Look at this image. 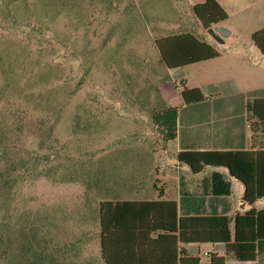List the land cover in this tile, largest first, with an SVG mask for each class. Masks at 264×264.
Masks as SVG:
<instances>
[{
    "label": "rangeland",
    "instance_id": "374dc122",
    "mask_svg": "<svg viewBox=\"0 0 264 264\" xmlns=\"http://www.w3.org/2000/svg\"><path fill=\"white\" fill-rule=\"evenodd\" d=\"M179 32L220 53L253 45L245 35L213 43L182 0H0L1 233L28 243L41 204L53 236L95 239L99 203L124 199L141 181L177 199V144L163 137L174 132L171 118H155L168 107L159 88L166 83L178 106L177 87L224 92L235 71L218 62L168 77L155 41ZM18 250L13 264L28 258Z\"/></svg>",
    "mask_w": 264,
    "mask_h": 264
},
{
    "label": "crops",
    "instance_id": "0c3cea01",
    "mask_svg": "<svg viewBox=\"0 0 264 264\" xmlns=\"http://www.w3.org/2000/svg\"><path fill=\"white\" fill-rule=\"evenodd\" d=\"M204 1L182 0L190 9ZM215 1L227 13V19L216 26L225 27L228 36L224 38L217 34L214 31L215 26L205 29L213 43L224 46L225 40L233 38L238 42L244 35L251 39V35L255 31L264 27V0ZM186 33L189 32L171 35ZM192 35L197 38L194 34ZM208 45L214 48L211 44ZM216 51L218 52V50ZM218 53L217 58L188 66L219 62V64L235 69V71L227 72L228 78L223 82L224 92L213 90L209 95H206L200 90L203 95L201 102L185 104L180 96L181 103L178 106H173L168 104L171 93L166 94V83L161 84L159 88L162 101L168 106L164 107L177 109L176 124L177 121L181 124L176 129L173 138L177 144L176 155L181 151H255L260 148L261 140H264V125L259 122L251 110L253 101L264 99V89L261 90L254 86L258 80L260 81L259 64L264 62V57L254 44L248 48L236 46L232 50ZM247 53H252L253 56L246 55ZM184 67L187 66L166 69V73L170 77L169 73ZM238 69H243V73H240ZM241 84L245 85L244 89H241L243 87L240 86ZM182 87H177L179 95ZM192 88L198 89V87ZM163 137L165 138L164 135ZM175 167L179 173L175 196L177 199H169L165 194L164 186L160 187L163 191L162 200L176 202L178 216H226L231 219V227H233V219L236 214H243L250 209L255 211L264 209V203L260 208H255L256 203L263 200L264 197L251 206L242 202L245 188L241 182L230 175L227 168L207 166L200 173L194 174L186 165L180 164L178 161ZM156 183L148 182L147 187L144 185L142 187V181L133 183V188L129 191L126 190L123 195L124 199L113 202L154 201L158 198V193L154 188ZM156 187L159 188L157 184ZM234 191L237 193L236 198L233 197ZM35 209L38 214L35 217L31 215L30 220L35 222L33 225L36 228V233L28 243L21 244L24 253L28 256L23 264L104 263L99 230L95 239L84 238L78 233L65 238L55 237L52 235L51 216L46 213L48 206L40 204ZM4 222L2 221L3 224ZM150 225L152 223L149 221L131 222L129 227L124 229L123 238L119 237V231L112 230L110 232L108 253L112 257L113 264H165L164 255H170L171 262L169 264H173L172 242L159 237L160 232L150 233L148 231ZM9 233L10 231L7 229H2V233L0 230V264H13V258L21 246L17 239ZM180 246L177 244V258ZM183 247L189 255L199 256L202 262L206 261L205 253H214L224 256L225 264H264V239L256 242V256L253 261L236 260L231 252H226V247L222 243H190Z\"/></svg>",
    "mask_w": 264,
    "mask_h": 264
},
{
    "label": "trees",
    "instance_id": "16d2710c",
    "mask_svg": "<svg viewBox=\"0 0 264 264\" xmlns=\"http://www.w3.org/2000/svg\"><path fill=\"white\" fill-rule=\"evenodd\" d=\"M195 19L204 29L221 24L227 13L215 0H205L191 8ZM251 41L264 57V27L251 35ZM160 59L165 69H175L217 58L219 53L192 34L171 35L155 41ZM180 96L185 104L203 100L197 88L182 87ZM253 115L264 125V99L251 104ZM177 109L162 111L155 118L163 123L171 118L174 132L164 134L174 138L176 132ZM252 130L253 127L251 125ZM255 151L198 152L181 151L176 155L178 163L186 165L194 174L205 167H224L230 175L244 186L242 202L249 206L264 197V140ZM158 198L154 201H110L99 203V238L104 263L113 264L108 253V237L112 230L119 231L123 238L124 229L129 223H152L148 231L160 232L158 235L173 245V264H225V257L214 253L206 255L202 262L199 256L189 255L183 245L190 243H222L226 252H231L238 261H253L256 256V242L264 239V209H250L236 214L231 227V219L226 216H178L175 201L162 200L163 191L154 184ZM177 244H180L177 258ZM178 260V261H177ZM164 263L171 262L170 255H164Z\"/></svg>",
    "mask_w": 264,
    "mask_h": 264
},
{
    "label": "water",
    "instance_id": "95a60500",
    "mask_svg": "<svg viewBox=\"0 0 264 264\" xmlns=\"http://www.w3.org/2000/svg\"><path fill=\"white\" fill-rule=\"evenodd\" d=\"M214 31L219 34L221 37H227L228 36V31L225 27H218V26H215L214 27Z\"/></svg>",
    "mask_w": 264,
    "mask_h": 264
},
{
    "label": "built area",
    "instance_id": "2783aa9c",
    "mask_svg": "<svg viewBox=\"0 0 264 264\" xmlns=\"http://www.w3.org/2000/svg\"><path fill=\"white\" fill-rule=\"evenodd\" d=\"M205 255H207V253H205Z\"/></svg>",
    "mask_w": 264,
    "mask_h": 264
}]
</instances>
